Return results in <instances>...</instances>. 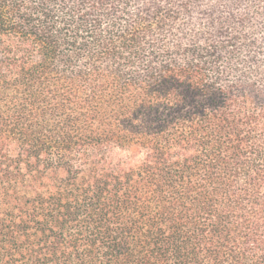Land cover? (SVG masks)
<instances>
[{
  "label": "trees",
  "instance_id": "1",
  "mask_svg": "<svg viewBox=\"0 0 264 264\" xmlns=\"http://www.w3.org/2000/svg\"><path fill=\"white\" fill-rule=\"evenodd\" d=\"M0 264H264V0H0Z\"/></svg>",
  "mask_w": 264,
  "mask_h": 264
}]
</instances>
